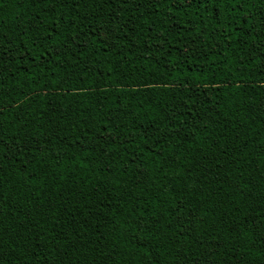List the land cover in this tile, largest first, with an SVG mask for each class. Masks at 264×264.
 Returning <instances> with one entry per match:
<instances>
[{"label":"trees","instance_id":"16d2710c","mask_svg":"<svg viewBox=\"0 0 264 264\" xmlns=\"http://www.w3.org/2000/svg\"><path fill=\"white\" fill-rule=\"evenodd\" d=\"M0 264H264V0H0Z\"/></svg>","mask_w":264,"mask_h":264}]
</instances>
